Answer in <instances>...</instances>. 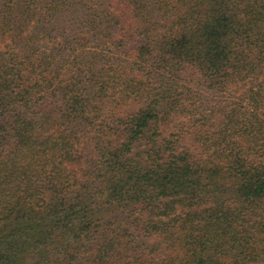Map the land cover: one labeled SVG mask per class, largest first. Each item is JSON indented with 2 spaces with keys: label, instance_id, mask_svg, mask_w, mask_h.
I'll return each instance as SVG.
<instances>
[{
  "label": "trees",
  "instance_id": "trees-1",
  "mask_svg": "<svg viewBox=\"0 0 264 264\" xmlns=\"http://www.w3.org/2000/svg\"><path fill=\"white\" fill-rule=\"evenodd\" d=\"M0 264H264V0H0Z\"/></svg>",
  "mask_w": 264,
  "mask_h": 264
},
{
  "label": "rangeland",
  "instance_id": "rangeland-1",
  "mask_svg": "<svg viewBox=\"0 0 264 264\" xmlns=\"http://www.w3.org/2000/svg\"><path fill=\"white\" fill-rule=\"evenodd\" d=\"M119 110H128V109H135L137 107V104L136 103H132V102H128L127 104H123V105H118L117 106ZM161 130L163 132L164 135H167L170 131H172L174 134H177L176 132V129H175V126L172 124V125H168V124H165L163 123L161 125ZM182 142L180 144L182 145H188L190 144L191 148L194 149L193 152L194 154H197L198 151H200L199 149V146L195 143L196 139H195V136H193V134H190V133H186L183 137H182ZM85 151V154L83 159H88L89 156H90V147L87 146L86 149L84 150ZM153 239H151L152 241ZM150 241V242H151Z\"/></svg>",
  "mask_w": 264,
  "mask_h": 264
}]
</instances>
